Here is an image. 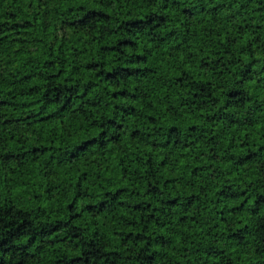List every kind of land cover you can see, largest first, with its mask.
<instances>
[{
	"label": "trees",
	"instance_id": "1",
	"mask_svg": "<svg viewBox=\"0 0 264 264\" xmlns=\"http://www.w3.org/2000/svg\"><path fill=\"white\" fill-rule=\"evenodd\" d=\"M0 264H264V0H0Z\"/></svg>",
	"mask_w": 264,
	"mask_h": 264
}]
</instances>
